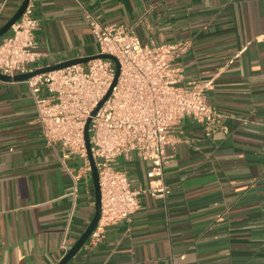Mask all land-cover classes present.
<instances>
[{
    "label": "crops",
    "instance_id": "1",
    "mask_svg": "<svg viewBox=\"0 0 264 264\" xmlns=\"http://www.w3.org/2000/svg\"><path fill=\"white\" fill-rule=\"evenodd\" d=\"M22 1L0 0V26ZM34 13L36 67L96 54L93 15L147 43L183 44L185 81L208 83L207 101L226 115L211 131L182 116L166 148L167 198L141 193L129 218L67 264H264V0H38ZM63 154L42 136L26 82L0 80V264H56L89 224L92 175L74 192L65 163L83 161ZM119 165L147 185L149 161Z\"/></svg>",
    "mask_w": 264,
    "mask_h": 264
},
{
    "label": "built area",
    "instance_id": "2",
    "mask_svg": "<svg viewBox=\"0 0 264 264\" xmlns=\"http://www.w3.org/2000/svg\"><path fill=\"white\" fill-rule=\"evenodd\" d=\"M37 1L29 0L10 33L0 38V72L4 74L37 68L35 63L41 56L35 39L39 26L34 13ZM90 25L97 53L113 54L120 63L113 86L116 63L107 57L37 73L24 81L33 97L44 139L61 145L66 157L74 154L83 161L80 168L65 163L74 192L83 175L91 176L84 133L90 118L89 137L101 189L100 218L91 233L97 237L106 225L129 218L140 207L141 193L167 198L171 186L165 179L166 148L175 142L174 125L182 116L206 122L211 131L226 115L207 101L204 89L208 83L185 81L175 62L183 44L147 43L123 24H101L93 15ZM135 155L150 162L145 186H135L128 171L119 165L120 160Z\"/></svg>",
    "mask_w": 264,
    "mask_h": 264
},
{
    "label": "water",
    "instance_id": "3",
    "mask_svg": "<svg viewBox=\"0 0 264 264\" xmlns=\"http://www.w3.org/2000/svg\"><path fill=\"white\" fill-rule=\"evenodd\" d=\"M29 3V0H23L20 6L17 8V10L14 12V14L2 25L0 26V38L3 37L12 27L13 23H15L23 14L24 10L26 9L27 5ZM95 57H107L110 59H113L116 63V73L115 78L113 81L112 86L116 83L117 77L120 72V63L115 55L110 53H96L92 55H86V56H77L73 58H68L56 63L44 65L41 67H37L33 70L23 72V73H17L14 75L10 74H4L0 72V80L3 81H15V80H25L28 77L35 75L37 73L46 72L54 69L63 68L66 66H69L71 64L75 63H85ZM111 88L109 89L108 93L104 96V98L99 102L98 106L93 111V114L97 111V109L101 106V104L104 102V100L107 98L109 93L111 92ZM89 123L90 118L87 119V122L85 124V143L88 153V158L90 161L91 166V175H92V182H93V190H94V198H95V211L94 214L85 228V230L82 232V234L79 236V238L74 242V244L69 248V250L64 254V256L56 263V264H67L68 261L79 251V249L84 245V243L90 238L91 233L94 231L98 224V220L100 218V212H101V189H100V183H99V173L96 166L95 158L93 156V152L91 149V143H90V137H89Z\"/></svg>",
    "mask_w": 264,
    "mask_h": 264
}]
</instances>
